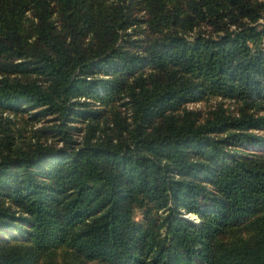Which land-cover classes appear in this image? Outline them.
Segmentation results:
<instances>
[{
	"label": "trees",
	"instance_id": "16d2710c",
	"mask_svg": "<svg viewBox=\"0 0 264 264\" xmlns=\"http://www.w3.org/2000/svg\"><path fill=\"white\" fill-rule=\"evenodd\" d=\"M263 11L0 0V264H264Z\"/></svg>",
	"mask_w": 264,
	"mask_h": 264
},
{
	"label": "rangeland",
	"instance_id": "374dc122",
	"mask_svg": "<svg viewBox=\"0 0 264 264\" xmlns=\"http://www.w3.org/2000/svg\"><path fill=\"white\" fill-rule=\"evenodd\" d=\"M258 24H261V23H264V11L261 15V17L258 19ZM218 98H215V97H212V98H209L208 100H201V101H198V102H194V103H190L189 106L190 107H193V108H196V109H200L202 112L206 111L209 107H211L212 104H214V102L217 100ZM227 103V101H226ZM28 113L26 112L25 113V117H28ZM44 120H46V118H43V119H40V120H31L30 122L32 124H34V127H41L42 125H44L45 123H49V122H44ZM30 123V124H31ZM50 134H47V136H43L42 135V140H44L45 138H48L47 141L50 142L51 140L53 141L52 137L53 136H49ZM134 216L136 219H141L142 218V209L140 208H135L134 209ZM183 216L185 217H189V218H192V219H195V216H192L190 214H183Z\"/></svg>",
	"mask_w": 264,
	"mask_h": 264
}]
</instances>
